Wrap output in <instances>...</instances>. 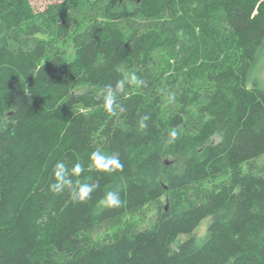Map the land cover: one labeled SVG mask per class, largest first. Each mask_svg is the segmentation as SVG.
Here are the masks:
<instances>
[{"label":"trees","instance_id":"obj_1","mask_svg":"<svg viewBox=\"0 0 264 264\" xmlns=\"http://www.w3.org/2000/svg\"><path fill=\"white\" fill-rule=\"evenodd\" d=\"M122 1L36 12L29 0H0V264H264V0H141L132 11ZM168 135L173 154L192 138L204 157L166 165L156 149L131 162L134 148ZM97 150L123 170L95 169ZM61 160L83 165L74 181L99 185L85 201L50 190ZM110 190L119 207L104 203ZM146 210L152 223L121 227ZM209 216L207 235L193 236ZM102 225L120 228L96 241ZM180 235L192 237L174 248Z\"/></svg>","mask_w":264,"mask_h":264},{"label":"rangeland","instance_id":"obj_2","mask_svg":"<svg viewBox=\"0 0 264 264\" xmlns=\"http://www.w3.org/2000/svg\"><path fill=\"white\" fill-rule=\"evenodd\" d=\"M62 0H29V3L31 7L36 11V12H42L43 10L46 9V7L50 4L53 3H59ZM96 0H90V2H95ZM136 7V2L134 0H124L122 1V4L120 5V10H125V11H132ZM65 52H66V59L68 64L73 62L75 57H76V51L77 47L76 44L73 41V38L69 39L66 44H65ZM160 56L162 57V60H164L166 66H171L174 63L173 57L165 52L160 53ZM173 70L169 69L168 73H172ZM256 74L258 75L259 79L261 80L262 84L264 85V60L262 63L259 65ZM95 91L99 96L103 95L101 92H97L94 88H91L87 85H83L78 88V92H84V91ZM6 119L7 117H2L0 119V129L4 127V124H6ZM177 138H181L182 131H176ZM214 140H216L215 137H213ZM172 143L171 138L168 136H163L160 140L151 143L148 146L145 147H139V148H134L131 152V162L132 163H137L141 161L146 155H148L151 151L159 149L161 153L163 154V159L166 162V165H170L171 162L179 160V159H196L200 160L201 158L204 157V146L202 144L195 142L192 138H190L189 146L186 150V153L183 155H175L173 154L170 150V145ZM259 166H264V157L259 159L258 161ZM221 180H217L216 183H219ZM213 184L212 183H206L204 185L205 188L211 187ZM175 193L168 192L165 197L163 198V202L166 206V208H169L172 204V198ZM213 216H209L206 219H204L198 228L195 230V232L192 234L193 236H196L198 238H204L207 235V229L209 224L212 222ZM153 221V214L151 211L145 212L143 215H137L133 218L131 217H126L122 221V225L126 226V224H135L136 227L142 228L145 227L146 225L152 223ZM120 227H115L111 228L108 225H102L99 226L95 229L94 231V239L96 241H101L103 240L108 234H113L118 231ZM192 235H180L178 239L176 240L174 244V248H177L182 242L186 241Z\"/></svg>","mask_w":264,"mask_h":264},{"label":"clouds","instance_id":"obj_3","mask_svg":"<svg viewBox=\"0 0 264 264\" xmlns=\"http://www.w3.org/2000/svg\"><path fill=\"white\" fill-rule=\"evenodd\" d=\"M138 77L135 73L129 74L128 83H139ZM119 87V85L117 86ZM105 110L112 114L115 108L118 107L114 96V89L112 86H107L106 95L104 97ZM146 119V118H144ZM141 127H146L141 123ZM177 133L173 130L170 132V136L175 138ZM91 165L102 173L111 174L118 170H123V164L116 154L107 155L97 150L90 154ZM84 167L81 164H75L69 171L68 165L64 161H57L54 165V179L55 183L50 184L49 188L53 193H61L66 189L71 193L72 199L78 202H83L90 197V195L99 187L96 183L74 181L73 176H82ZM104 203L110 207H119L121 204V198L118 191H108L106 194Z\"/></svg>","mask_w":264,"mask_h":264},{"label":"water","instance_id":"obj_4","mask_svg":"<svg viewBox=\"0 0 264 264\" xmlns=\"http://www.w3.org/2000/svg\"><path fill=\"white\" fill-rule=\"evenodd\" d=\"M122 1V0H121ZM134 1H136L137 3H139L141 0H134Z\"/></svg>","mask_w":264,"mask_h":264}]
</instances>
